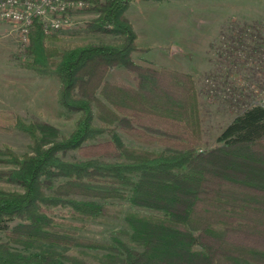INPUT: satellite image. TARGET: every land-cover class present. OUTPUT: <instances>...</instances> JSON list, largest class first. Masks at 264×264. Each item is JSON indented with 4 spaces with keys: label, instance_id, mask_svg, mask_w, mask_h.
<instances>
[{
    "label": "trees",
    "instance_id": "16d2710c",
    "mask_svg": "<svg viewBox=\"0 0 264 264\" xmlns=\"http://www.w3.org/2000/svg\"><path fill=\"white\" fill-rule=\"evenodd\" d=\"M84 1L97 13L84 26L118 41L58 47L35 17L22 62L58 77L60 103L80 112L74 128L0 113V129L32 139L23 154L0 150L9 165L0 180L23 188L0 189V264H264V97L250 94L217 143L201 147L195 75L134 58L132 0ZM117 65L131 83L108 77ZM120 131L162 148L129 145ZM111 199L159 213L127 212L128 240L81 235L87 221L110 214Z\"/></svg>",
    "mask_w": 264,
    "mask_h": 264
},
{
    "label": "rangeland",
    "instance_id": "374dc122",
    "mask_svg": "<svg viewBox=\"0 0 264 264\" xmlns=\"http://www.w3.org/2000/svg\"><path fill=\"white\" fill-rule=\"evenodd\" d=\"M126 13L138 34V48L133 52L138 62L167 65L195 75L203 124L201 147L217 143L218 135L241 110L244 99L254 95L260 101L264 97V0H132ZM61 16L62 25L48 33L57 36L49 41L52 45L120 39L114 33L86 28L84 23L97 13L85 7ZM27 41L17 23L0 20V113H13L27 122L47 121L67 134L80 112L68 110L60 103L58 77L41 75L22 65ZM108 77L133 81L132 74L122 65L113 67ZM96 122L99 124L97 119ZM120 133L129 145L162 148L158 143L139 142ZM31 141L25 131L0 129V150L8 147L23 154ZM75 153L69 157H76ZM6 158L0 154V168L9 167ZM0 189L23 190L20 184L4 180H0ZM107 202L110 214L87 221L85 227L78 228L81 235L106 241L114 236L128 240L124 219L127 212L159 213L127 200ZM5 239L0 230V240ZM10 246L20 252L28 251L15 243Z\"/></svg>",
    "mask_w": 264,
    "mask_h": 264
},
{
    "label": "built area",
    "instance_id": "2783aa9c",
    "mask_svg": "<svg viewBox=\"0 0 264 264\" xmlns=\"http://www.w3.org/2000/svg\"><path fill=\"white\" fill-rule=\"evenodd\" d=\"M85 5L84 0H0V20L17 23L26 40L35 17L41 18L45 32L50 33L62 25L61 14Z\"/></svg>",
    "mask_w": 264,
    "mask_h": 264
}]
</instances>
